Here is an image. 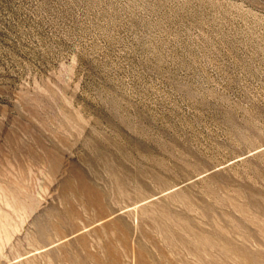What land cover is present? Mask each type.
I'll use <instances>...</instances> for the list:
<instances>
[{
    "label": "rangeland",
    "instance_id": "obj_1",
    "mask_svg": "<svg viewBox=\"0 0 264 264\" xmlns=\"http://www.w3.org/2000/svg\"><path fill=\"white\" fill-rule=\"evenodd\" d=\"M0 264H264V0H0Z\"/></svg>",
    "mask_w": 264,
    "mask_h": 264
},
{
    "label": "bare ground",
    "instance_id": "obj_2",
    "mask_svg": "<svg viewBox=\"0 0 264 264\" xmlns=\"http://www.w3.org/2000/svg\"><path fill=\"white\" fill-rule=\"evenodd\" d=\"M215 260H216V258H215Z\"/></svg>",
    "mask_w": 264,
    "mask_h": 264
}]
</instances>
